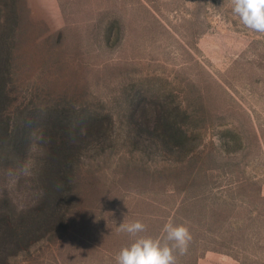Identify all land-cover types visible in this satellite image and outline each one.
<instances>
[{
  "label": "rangeland",
  "instance_id": "374dc122",
  "mask_svg": "<svg viewBox=\"0 0 264 264\" xmlns=\"http://www.w3.org/2000/svg\"><path fill=\"white\" fill-rule=\"evenodd\" d=\"M136 220L264 264V34L230 0H0V264H116Z\"/></svg>",
  "mask_w": 264,
  "mask_h": 264
},
{
  "label": "clouds",
  "instance_id": "9594fccd",
  "mask_svg": "<svg viewBox=\"0 0 264 264\" xmlns=\"http://www.w3.org/2000/svg\"><path fill=\"white\" fill-rule=\"evenodd\" d=\"M233 15L247 29L264 34V0H230ZM130 242L116 255V264H177V253L188 251L193 239L185 224L166 222L158 237L142 235L147 226L140 220L121 223Z\"/></svg>",
  "mask_w": 264,
  "mask_h": 264
},
{
  "label": "trees",
  "instance_id": "16d2710c",
  "mask_svg": "<svg viewBox=\"0 0 264 264\" xmlns=\"http://www.w3.org/2000/svg\"><path fill=\"white\" fill-rule=\"evenodd\" d=\"M9 133H10V131H9ZM11 151V150H10ZM11 152H13V151H11Z\"/></svg>",
  "mask_w": 264,
  "mask_h": 264
}]
</instances>
